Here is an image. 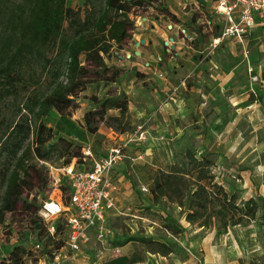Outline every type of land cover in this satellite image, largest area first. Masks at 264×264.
<instances>
[{"label": "rangeland", "instance_id": "1", "mask_svg": "<svg viewBox=\"0 0 264 264\" xmlns=\"http://www.w3.org/2000/svg\"><path fill=\"white\" fill-rule=\"evenodd\" d=\"M16 1L19 0H0V40L6 27L7 7ZM105 1L67 0V5L84 9L88 2V7L98 12ZM144 1L143 6L136 7L139 15H132L136 25L133 37L124 44H115L106 56L110 67L123 70L118 81L88 85L77 99L79 107L65 119L56 110L44 117L52 142L65 138L75 146L84 145V115L95 105L92 96L127 94L130 127L126 136L117 133L118 137L113 138L106 130L101 133L111 142H128L120 212H112L105 228L94 229L80 251H69L60 232L52 235L41 215L44 202H49L53 210H64L61 204L65 205L69 195L55 190L49 166L61 167L72 153L59 158L55 151L52 159L36 161L41 180L30 177L35 187L26 185L24 197L35 206L26 210L20 203L0 224V264H10L11 253L20 252L21 247L26 253H20V264H37L39 258L55 254H60L59 264H103L133 254L141 260L135 264H264V22L251 36L239 41L223 36L225 21L214 11V0H189V15L185 17L180 5L185 0ZM179 23L185 31L178 30ZM156 49L166 51L157 54L154 61L139 59L136 54L154 53ZM34 67L29 89L22 86L19 94L0 102V137L26 114L30 93L42 94L52 81L51 74L42 71L39 63ZM29 118L34 126L33 115ZM88 136L94 138L90 133ZM103 139H96L95 146L102 147ZM75 146L72 152H78ZM12 149L13 145L10 149L0 146V203L6 188L5 173L15 163ZM204 157L214 162L209 181L223 186L230 195L236 193L241 205L250 198L258 201L254 220L225 227L215 219L209 226H201L202 221H187V204L167 196L155 201L152 187L157 174L182 169L185 181L192 187ZM167 214L181 222L185 230L178 234L169 231ZM50 218V226L60 222L63 227V216ZM35 219L43 222L42 231L35 228ZM128 236L172 244L174 252L153 253L155 244L137 240L116 245V241ZM38 241L42 242L40 249L36 247Z\"/></svg>", "mask_w": 264, "mask_h": 264}, {"label": "trees", "instance_id": "2", "mask_svg": "<svg viewBox=\"0 0 264 264\" xmlns=\"http://www.w3.org/2000/svg\"><path fill=\"white\" fill-rule=\"evenodd\" d=\"M144 2L106 0L104 8L98 12L89 8L88 2L84 9H76L68 6L67 0H19L8 5L6 27H3L0 40V102L19 94L22 86L29 89L31 84L28 81L35 75L36 62L42 71L51 74L52 81L42 94L30 93L25 103L26 114L21 121L9 125L4 136L0 137L3 149H10L13 145L11 153L15 158L13 167L5 173L6 188L0 203V224L5 222L7 213L19 208L20 203L26 210L35 206L24 195L26 185L34 188L35 184H30L32 180L42 178L36 161H48L56 151L59 158L65 153H72L63 165L71 164L72 158L77 159V165L82 163L84 145L75 146L73 141L65 138H60L57 143L52 142L53 135L44 117L56 110L65 119L79 107L77 99L88 85L99 81H118L123 70L110 67L106 63V56L115 44H124L133 37L136 25L132 15H139L136 7L143 6ZM41 79V76L38 77L37 82ZM92 100L95 108L84 115V127L88 133L96 134L102 125L120 134L129 130L126 117L129 98L126 93L109 94L105 98L95 95ZM110 110H118L119 115L110 114ZM31 114L35 120L34 126L29 118ZM74 146L78 152H72ZM30 160L34 161L30 163ZM213 165L212 160L202 158L192 187L185 181L186 172L182 169L160 172L152 187L155 201L160 202L163 196H167L181 205L187 204V221L192 224L202 221L201 226H209L210 221L215 219L225 227L246 225L254 220L259 209L258 201L250 198L241 205L236 193L230 195L223 186L209 181V171ZM30 177L32 180H29ZM69 190L70 186L64 182L63 193ZM68 204L69 195L65 201V205ZM34 226L42 231L44 224L41 219H35ZM166 228L173 234L185 230L183 224L171 214L166 215ZM59 232L66 244L68 229L65 223L63 227L60 222L57 223L55 234ZM135 240L155 244L156 248L151 251L153 253L166 255L174 252L172 244L155 241L151 237L128 236L116 241V245L124 246ZM18 249L20 252L14 250L11 253L10 264L21 263L20 253H26V250L22 247ZM140 261V256L133 254L121 255L103 264H135Z\"/></svg>", "mask_w": 264, "mask_h": 264}, {"label": "built area", "instance_id": "3", "mask_svg": "<svg viewBox=\"0 0 264 264\" xmlns=\"http://www.w3.org/2000/svg\"><path fill=\"white\" fill-rule=\"evenodd\" d=\"M214 3V11L225 21L224 37L243 41L256 31L258 22H264V0H214ZM127 147L128 142L116 143L108 148L104 156H98L92 146L86 145L83 147V161L80 165H77L75 159L71 164L59 168L49 166L55 190L62 191L64 182L70 186L69 204H62L64 210L54 213L48 202H44L41 215L47 221L52 235L56 233L57 224L50 226L48 223L53 220L50 217L57 214L64 217L69 251H80L91 232L105 228L112 212L117 209L116 194L119 186L115 171L124 161ZM144 190L148 189L144 187ZM36 247L42 248V242L38 241ZM59 259L60 254L52 258L45 255L39 258L37 264H59Z\"/></svg>", "mask_w": 264, "mask_h": 264}, {"label": "crops", "instance_id": "4", "mask_svg": "<svg viewBox=\"0 0 264 264\" xmlns=\"http://www.w3.org/2000/svg\"><path fill=\"white\" fill-rule=\"evenodd\" d=\"M189 2V0H185V1H182V2H180V5L182 6V9H183V14H182V17H185V15L186 16H188L189 15V11H187L186 10V8H187V6H188V3ZM173 13H175V12H173ZM176 14V13H175ZM177 15V14H176ZM182 17L180 18V19H182ZM261 24L262 23H259L258 22V26H257V29H259L260 28V26H261ZM260 25V26H259ZM182 26V24L181 23H179L178 25H177V28H178V30H182L183 28L181 27ZM161 30V29H160ZM159 30V35L161 36V37H163V32H165V30L163 29L162 31L163 32H161ZM177 34H178V32H177ZM167 36V35H166ZM153 42V41H152ZM178 48V47H177ZM180 48V50L181 51H184V47H179ZM161 51H166V49H156V51L154 52V53H145V55H144V52H140V58L139 59H145V60H147V61H154L155 59H156V55L157 54H159ZM186 53V52H185ZM159 57L158 58H161L160 57V55H158ZM215 61H214V59H213V63H214ZM148 64V63H147ZM150 64V63H149ZM95 108V105H94V107L92 108V109H94ZM130 108L132 109L133 107L130 105ZM112 111H114V114L113 115H119V111L118 110H110V112H112ZM102 130H106V132H107V135H112L113 136V138H117L118 137V134L116 133V132H114L112 129H109V128H107V129H102V127H100V129H99V131L96 133V134H90L91 136H93L94 138H91L90 136H88V134H87V132H86V129H84V139H82L81 141H82V143H84V146H86V145H90V146H92L94 149H95V151H96V153H97V155L98 156H104L106 153H107V151H108V148L110 147V146H112L113 144H116V143H118V142H111V141H109V140H106V139H103V137L101 136V133H102ZM98 136H100L99 138H98ZM121 136H126V133L125 134H122ZM96 139H103L102 140V147H96L95 146V144H94V141L96 140ZM108 139V138H107ZM123 164H124V162H122L119 166H118V168L116 169V171H115V173H116V179H117V183H118V186H119V191L117 192V194H116V196H117V212H120V199H121V188H122V180H123V171H122V169H123ZM62 203V202H61ZM60 203V204H61ZM63 204V203H62ZM62 204H61V206H62ZM119 209V210H118ZM115 211V210H114Z\"/></svg>", "mask_w": 264, "mask_h": 264}, {"label": "water", "instance_id": "5", "mask_svg": "<svg viewBox=\"0 0 264 264\" xmlns=\"http://www.w3.org/2000/svg\"><path fill=\"white\" fill-rule=\"evenodd\" d=\"M144 42H145V40H144V39H142V43H144ZM136 54H137V55H140V51H137V52H136ZM50 200H51V199H49V201H50ZM37 226L39 227V226H40V224H37Z\"/></svg>", "mask_w": 264, "mask_h": 264}, {"label": "bare ground", "instance_id": "6", "mask_svg": "<svg viewBox=\"0 0 264 264\" xmlns=\"http://www.w3.org/2000/svg\"><path fill=\"white\" fill-rule=\"evenodd\" d=\"M50 201H52V200H50ZM48 204H49V202H48ZM58 207H59V205H58ZM59 210H61L60 207H59L57 210H53V211H54V213H56V212H58Z\"/></svg>", "mask_w": 264, "mask_h": 264}]
</instances>
